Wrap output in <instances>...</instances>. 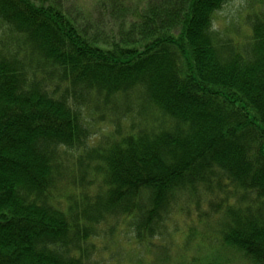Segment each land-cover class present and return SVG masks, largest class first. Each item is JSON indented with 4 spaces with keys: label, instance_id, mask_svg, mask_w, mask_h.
Here are the masks:
<instances>
[{
    "label": "trees",
    "instance_id": "16d2710c",
    "mask_svg": "<svg viewBox=\"0 0 264 264\" xmlns=\"http://www.w3.org/2000/svg\"><path fill=\"white\" fill-rule=\"evenodd\" d=\"M228 1L0 0V264H118L117 225L135 264H264V0L238 38Z\"/></svg>",
    "mask_w": 264,
    "mask_h": 264
},
{
    "label": "rangeland",
    "instance_id": "374dc122",
    "mask_svg": "<svg viewBox=\"0 0 264 264\" xmlns=\"http://www.w3.org/2000/svg\"><path fill=\"white\" fill-rule=\"evenodd\" d=\"M70 12L73 14L89 13L92 18L97 17L95 8L97 6L96 0H59ZM133 1V0H132ZM141 3L144 0H134ZM260 0H229L225 3L218 12L215 13L213 25L216 29L233 35L238 38L240 33L245 31L244 16L249 9L258 5ZM80 18L83 15H79ZM97 19L95 18V21ZM238 32V33H237ZM172 220L178 223L179 232L171 235L173 242L179 250L182 249V239L186 235L188 219H185L183 215H174ZM125 228V227H124ZM126 229V228H125ZM123 227H113L112 234L107 238H99L98 243L105 246V250L101 249L99 259L102 263L106 261L115 262L118 264H135L134 257L139 255L143 262L148 260L150 252H146L145 249H133L132 242L129 240V234ZM187 252V250H186ZM188 252L190 254H196L195 256H213L217 264H247L242 259V256L237 250H229L227 247L219 248L217 250L210 251L207 248H203L200 245H189Z\"/></svg>",
    "mask_w": 264,
    "mask_h": 264
}]
</instances>
